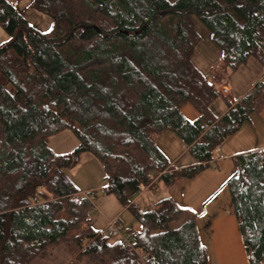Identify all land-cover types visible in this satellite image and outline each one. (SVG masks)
I'll use <instances>...</instances> for the list:
<instances>
[{
    "label": "trees",
    "instance_id": "obj_1",
    "mask_svg": "<svg viewBox=\"0 0 264 264\" xmlns=\"http://www.w3.org/2000/svg\"><path fill=\"white\" fill-rule=\"evenodd\" d=\"M52 28L32 26L0 0V264H34L63 242L79 247L66 264H209L199 214L165 196L136 202L160 178L195 179L253 113L264 109V80L216 115L220 85L194 62L210 32L229 76L256 58L264 65V0H31ZM223 97V96H222ZM224 98V97H223ZM200 113L189 120L187 104ZM70 130L78 145L58 153L50 138ZM176 134L197 160L173 168L157 144ZM85 153L104 171L103 191L139 221L132 245L93 226L95 208L67 176ZM228 179L249 264H264V149L235 157Z\"/></svg>",
    "mask_w": 264,
    "mask_h": 264
},
{
    "label": "crops",
    "instance_id": "obj_2",
    "mask_svg": "<svg viewBox=\"0 0 264 264\" xmlns=\"http://www.w3.org/2000/svg\"><path fill=\"white\" fill-rule=\"evenodd\" d=\"M261 65L263 64L261 63ZM244 67L230 76L229 83H223L220 86V88L222 86H227L229 88L231 100L241 98L256 82L264 80V73H262V70L258 72H248L244 70ZM241 75L243 79L246 77V80H244L242 84L237 85V79L241 77ZM226 110V99L221 96V98L214 103L213 111L216 115H222ZM183 113L191 121L196 120L200 116L199 111L190 103L184 106ZM159 136L161 143L157 141V144L161 146L159 147L167 155L173 168L191 166L197 163V160L184 148V144L176 134L166 132ZM260 149H264V109L260 113H253L250 120L245 122L238 132L230 136L217 149L215 156L216 168L206 169L195 179H179L172 186H167L165 182L157 178L152 185L142 189L136 201L138 198L141 199V197H143V203H145L144 207L150 208L153 203H146V194L154 189L162 188V192L159 194L160 197L171 196L183 207L192 210L194 207L198 208L197 211H194L199 214L198 225L202 241L207 244L206 246L209 250L210 259L217 262V264H235L236 260L239 261L238 264H248L246 250L243 240L241 239L242 236L240 238L241 233L239 234L240 230L238 231L239 226L237 224L238 222H236L237 218L232 211L230 196L228 192L224 190L226 182L236 171L235 157L239 154ZM80 188L81 192L90 195L91 189L99 187L90 186L84 188L80 184ZM222 192L227 197V206L221 211H213V207L208 209L209 206L206 204L212 200L213 196H217ZM91 197L90 195V198ZM102 199L103 201L106 200L111 202L108 198ZM100 201V199H97V201L94 200L93 203L95 206H100V204L103 206V201ZM111 203L113 204V202ZM114 208V210L105 212L103 228H105L110 219L122 217V211L126 209L120 208L119 204H114ZM209 212L211 218L207 216ZM139 230L140 226L137 227L136 231Z\"/></svg>",
    "mask_w": 264,
    "mask_h": 264
},
{
    "label": "rangeland",
    "instance_id": "obj_3",
    "mask_svg": "<svg viewBox=\"0 0 264 264\" xmlns=\"http://www.w3.org/2000/svg\"><path fill=\"white\" fill-rule=\"evenodd\" d=\"M8 1L15 3L18 9L21 11V13L24 15V17L29 21V23L32 26H34L36 29H38L39 31L47 32L52 28V25H53L52 18L46 14L38 12L33 7L31 0H8ZM174 1L175 0H170V2H174ZM197 27L203 38V42L200 44L198 48V52L193 58L195 64L200 69H202L205 73H207L210 77L214 78V84L216 86L217 85L221 86L223 83H229L228 81L230 79V76L224 72V70L226 69L225 63L220 59L219 56L216 57V53H214L212 49L213 45L209 39L210 32L199 21H197ZM10 40H11L10 35L0 25V45H5ZM246 66L247 67H244L245 71L258 72L259 70H262V73H264L263 65H261V63L256 58H251L248 62V65ZM244 80H246V77H244L243 79L241 75V77H238L236 84L240 85L242 84V82H244ZM157 141L161 143L160 136L157 138ZM77 145H78V139L74 135V133L70 130H66L50 138V146L58 153L72 151ZM216 166L217 164L214 162L212 163V166L210 167V169H214L216 168ZM101 168L102 166L99 163V161L92 154L86 153L85 155L81 157L80 161L73 168L66 170V174L74 182V184L79 188H80V184L84 188H87L90 186L99 187V188L91 189L92 191L89 190L91 192L90 195L92 196L91 200L93 202L94 200L97 201V199L98 200L100 199L101 200L100 202H102L103 201L102 198H108V200H111V202H113L112 204L110 201L104 200L103 206H101V204L100 206L96 205L92 212L94 228L97 230L103 231L102 229H104L103 227H104V222H105V212H108L109 210L110 211L114 210L115 209L114 204H119V203L113 196L106 195L104 193L102 189L103 183H104V176H103V171ZM226 188L224 191L228 192ZM161 192H162V188L149 191V193L146 194L147 198L144 197L147 199L146 203L152 204L155 201L162 199L163 197L159 196ZM223 192L218 194L217 196H213L212 200H210V202L206 204L209 206L208 209L213 207V211H221L227 206L228 204L227 197L224 195ZM136 202L141 206L145 205V203H143V197H141V199L138 198ZM119 206L120 208H124L120 204ZM100 209H103V210H100ZM193 210L197 211L198 208L194 207ZM122 214L123 215L120 218L123 221V226L125 228L126 233L128 234L135 233L137 232L136 229L138 226H140L141 228L139 221H137V219L132 215V213L129 210L123 209ZM207 216L210 217V212L207 214ZM239 230L240 229L238 227V231ZM239 234H240V231H239ZM240 238H241V235H240ZM112 240H117V238L112 237ZM204 244L207 245L205 242ZM78 252H79V247L77 245L73 243L63 242L56 246H53L48 251L46 256L38 257L35 260L34 264H66L72 261L74 259L73 257H75V255ZM78 261L82 262L83 264H91L88 262L87 258L79 259ZM238 262L239 261L236 260L235 264H238ZM209 264H217V262L212 261V259H210V256H209Z\"/></svg>",
    "mask_w": 264,
    "mask_h": 264
},
{
    "label": "built area",
    "instance_id": "obj_4",
    "mask_svg": "<svg viewBox=\"0 0 264 264\" xmlns=\"http://www.w3.org/2000/svg\"><path fill=\"white\" fill-rule=\"evenodd\" d=\"M220 94L227 98V100H231L230 98V91L227 86H222L220 88ZM186 149L189 148V146L185 145L184 146ZM84 196H88L87 193L79 192L76 193L73 196L74 200H80ZM103 232L106 233L107 235H110L113 238H117L118 240L122 241L125 245L130 246L132 245V237L130 234L125 232V228L123 226V221L121 220L120 217L114 218L110 220L107 223V226L103 229Z\"/></svg>",
    "mask_w": 264,
    "mask_h": 264
}]
</instances>
